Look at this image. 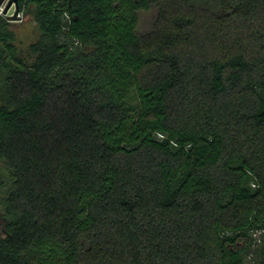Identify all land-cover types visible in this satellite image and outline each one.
Listing matches in <instances>:
<instances>
[{
	"label": "trees",
	"instance_id": "16d2710c",
	"mask_svg": "<svg viewBox=\"0 0 264 264\" xmlns=\"http://www.w3.org/2000/svg\"><path fill=\"white\" fill-rule=\"evenodd\" d=\"M18 4L41 36L25 62L0 15V264H264V0Z\"/></svg>",
	"mask_w": 264,
	"mask_h": 264
},
{
	"label": "rangeland",
	"instance_id": "374dc122",
	"mask_svg": "<svg viewBox=\"0 0 264 264\" xmlns=\"http://www.w3.org/2000/svg\"><path fill=\"white\" fill-rule=\"evenodd\" d=\"M9 2L10 0H0V15L4 16V18H6L7 20H10L9 14L13 15L15 10V4L13 3L12 6L6 11ZM17 14L18 17L15 19V21H11V28L15 34L14 43L17 50L16 53L25 62L32 63L34 61L35 54L31 49V45L39 40L41 36V30L37 21L34 18V14L32 11H29L26 8L20 9L19 6V11ZM152 20V11L141 12V29L146 30L151 27L150 25ZM1 104L2 100L0 98V105ZM5 171L6 170L4 169V163L0 160V180L3 179L6 183V186H8L11 183V180H9L8 177H5L7 175ZM1 190L3 191L4 189L2 188ZM0 210V225L1 230H3L4 227H7V220L3 219L2 215H4V213L2 212L4 210L2 209L1 204Z\"/></svg>",
	"mask_w": 264,
	"mask_h": 264
},
{
	"label": "flooded vegetation",
	"instance_id": "af4514ba",
	"mask_svg": "<svg viewBox=\"0 0 264 264\" xmlns=\"http://www.w3.org/2000/svg\"><path fill=\"white\" fill-rule=\"evenodd\" d=\"M13 3L15 4V2H13ZM13 3H12V4H13ZM0 6H1V5H0ZM11 6H12V5H10V7H11ZM10 7H9V8H10ZM15 13H16V5H15L14 14H13V15L9 14V19H10V20H8V22H9V30H10V31L12 32V34L14 35V38H15V34H14V31L12 30V28H11V25H12V24H11V23H12L11 21H15V19H16V18L14 17V16H15Z\"/></svg>",
	"mask_w": 264,
	"mask_h": 264
},
{
	"label": "water",
	"instance_id": "95a60500",
	"mask_svg": "<svg viewBox=\"0 0 264 264\" xmlns=\"http://www.w3.org/2000/svg\"><path fill=\"white\" fill-rule=\"evenodd\" d=\"M13 2H15V5H16V13H15V18H17L18 17V11H19V4H18V0H10V2H9V4H8V6H7V8H6V11L8 10V8L10 7V5H12V3Z\"/></svg>",
	"mask_w": 264,
	"mask_h": 264
},
{
	"label": "built area",
	"instance_id": "2783aa9c",
	"mask_svg": "<svg viewBox=\"0 0 264 264\" xmlns=\"http://www.w3.org/2000/svg\"><path fill=\"white\" fill-rule=\"evenodd\" d=\"M262 232H264V230H262Z\"/></svg>",
	"mask_w": 264,
	"mask_h": 264
}]
</instances>
